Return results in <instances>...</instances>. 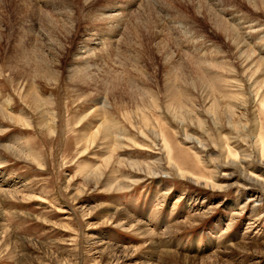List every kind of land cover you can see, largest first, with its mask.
<instances>
[{"label":"rangeland","instance_id":"rangeland-1","mask_svg":"<svg viewBox=\"0 0 264 264\" xmlns=\"http://www.w3.org/2000/svg\"><path fill=\"white\" fill-rule=\"evenodd\" d=\"M0 6L9 12L12 5L4 0ZM176 6L183 13L191 10ZM86 15L77 22L75 42L88 25ZM0 31V48L6 50L0 70L3 66L7 76L8 52L19 33L14 18L0 13ZM138 39L139 34L133 45L141 53L136 66L142 75L131 76L128 84L136 96L108 106L126 130L119 132L121 146L104 140L97 118H86L90 101L107 93L96 83L89 95L70 80L74 50L69 47L58 49L60 63L51 69L60 72L59 81L42 85L44 95L57 102L56 133L43 127L39 114H33L30 129L0 116V185L7 187L0 191V264H264V157L254 143L256 135L264 136V107L255 102L248 78L240 70L249 97L243 134L227 121L220 131L206 113L207 128L189 119L182 124L165 107L170 94L162 63L150 58ZM214 40L236 66V51L225 40ZM0 85L12 86L1 76ZM217 87L216 82L209 91L216 93ZM190 92L200 93L194 86ZM232 134L237 138L225 145L222 140ZM226 146L231 160L243 163H228ZM29 148L40 158L29 155Z\"/></svg>","mask_w":264,"mask_h":264},{"label":"bare ground","instance_id":"bare-ground-1","mask_svg":"<svg viewBox=\"0 0 264 264\" xmlns=\"http://www.w3.org/2000/svg\"><path fill=\"white\" fill-rule=\"evenodd\" d=\"M97 1L10 0L9 12L0 6L1 18L13 17L19 32L9 49L11 53L8 52V78L3 75V66L0 70V76L12 84L11 89L0 85V116L30 129L33 114H39L43 127L50 134L56 133L57 102L44 95L43 83L59 81L60 72L51 69L60 63L56 57L58 51L69 47L74 50L67 71L70 80L84 87L89 95L93 91L91 85L100 83L108 94L90 101L92 106L86 118H97L104 140L121 146L119 132L125 134L126 130L108 106L112 100L124 101L136 96L128 84L131 76L142 75L136 66L141 63V53L133 45L138 43L139 34L142 50L145 48L150 58L163 65L162 74L168 82L165 91L170 94L165 102L168 112L179 115L182 124L189 119L201 129L209 127L202 118L206 113L212 115L220 131L226 129L224 121L242 134L247 130L248 85L240 79V70L248 78L255 102L264 107V22L260 19L264 18V0H110L95 6ZM177 4H186L192 11L183 13ZM85 13L88 25L85 24L83 37L75 42L72 38L78 34L77 22ZM200 20L209 24L211 30H205L206 25ZM103 29L107 31L100 35L97 30ZM122 32L125 36L120 38ZM214 37L225 40L236 51V66L222 57L226 53ZM142 40L154 46L146 48ZM3 51L6 50L0 48V62L6 57ZM230 74L233 80L227 77ZM216 82L219 90L211 93L209 88ZM191 86L200 92L197 96L190 92ZM158 100L154 97L152 102L156 108L160 107ZM19 102L24 106L21 110ZM86 118L80 117L79 123ZM235 138L234 134L227 135L222 141L225 145V141L233 144ZM254 143L264 157V136L256 135ZM29 149V155L40 158L35 150ZM222 149L228 163H243V158L231 160L233 153L227 146ZM6 190L1 184L0 191Z\"/></svg>","mask_w":264,"mask_h":264}]
</instances>
